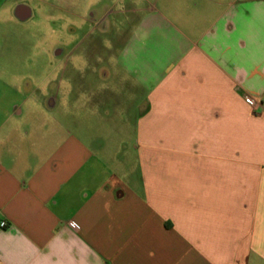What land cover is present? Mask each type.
I'll return each instance as SVG.
<instances>
[{"label":"crops","instance_id":"crops-1","mask_svg":"<svg viewBox=\"0 0 264 264\" xmlns=\"http://www.w3.org/2000/svg\"><path fill=\"white\" fill-rule=\"evenodd\" d=\"M123 3L55 97L0 86V264H264V0Z\"/></svg>","mask_w":264,"mask_h":264},{"label":"rangeland","instance_id":"rangeland-1","mask_svg":"<svg viewBox=\"0 0 264 264\" xmlns=\"http://www.w3.org/2000/svg\"><path fill=\"white\" fill-rule=\"evenodd\" d=\"M16 1L28 4L33 15L24 24L17 20L0 23V86L10 82L24 93L31 88L32 99L38 101H45L47 95L56 96L57 76L60 72L70 74L72 70L70 56L112 55L104 46L111 40L120 42L128 30L122 25L118 30L112 27L114 20L122 16L119 9L125 5L124 0ZM102 7L109 8V12L94 25L97 16L91 13ZM79 13L85 19L78 17ZM95 33L101 40L95 43L93 51L91 43ZM56 46L71 53L69 57L63 61L56 57ZM22 100L17 96L14 101Z\"/></svg>","mask_w":264,"mask_h":264},{"label":"built area","instance_id":"built-area-1","mask_svg":"<svg viewBox=\"0 0 264 264\" xmlns=\"http://www.w3.org/2000/svg\"><path fill=\"white\" fill-rule=\"evenodd\" d=\"M250 102H253V99H250ZM67 223H68V226H69L71 229H73V230H75V231H78V230H79V225H78V223H77L76 221H74V220H69ZM4 224H5L4 222H1V226L4 225Z\"/></svg>","mask_w":264,"mask_h":264}]
</instances>
